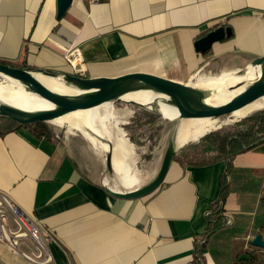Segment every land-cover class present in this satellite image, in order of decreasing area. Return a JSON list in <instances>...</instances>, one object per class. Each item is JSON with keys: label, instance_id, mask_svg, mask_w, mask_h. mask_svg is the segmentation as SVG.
Returning a JSON list of instances; mask_svg holds the SVG:
<instances>
[{"label": "crops", "instance_id": "1", "mask_svg": "<svg viewBox=\"0 0 264 264\" xmlns=\"http://www.w3.org/2000/svg\"><path fill=\"white\" fill-rule=\"evenodd\" d=\"M221 25L231 36L196 50L195 41ZM261 55L264 0H73L61 18L57 0H0V60L17 66L86 77L160 70L190 82L237 72ZM131 114L100 115L104 136L117 138ZM75 130L54 138L25 126L0 133V190L52 234L51 264H188L228 159L173 162L155 191L121 198L106 188L139 187L118 186L133 171H108L104 147ZM230 162L223 208L232 221L208 239L205 264H264V247L251 244L264 237V141L238 143ZM249 251L256 262L239 263ZM0 264L37 263L0 239Z\"/></svg>", "mask_w": 264, "mask_h": 264}, {"label": "water", "instance_id": "2", "mask_svg": "<svg viewBox=\"0 0 264 264\" xmlns=\"http://www.w3.org/2000/svg\"><path fill=\"white\" fill-rule=\"evenodd\" d=\"M72 2L73 0H57L58 18L65 14ZM230 36L231 33L226 26H218L195 41L196 50L205 52L212 47L214 42ZM250 67L260 71L259 75L246 83L233 99L217 104L207 99L209 95L200 92L189 81L179 80L172 74L160 70H135L116 76L86 77L69 71H54L45 68L30 69L0 62V78L16 79L26 86L27 91L48 100L52 104L49 108L34 110L18 107L0 99V116L12 118L22 124L40 121L53 123L70 112L118 101L134 103L164 115L153 105L157 103V100L149 106L134 100L124 99L125 95L139 90L154 91L161 94L159 99L174 105L178 110V117L176 120H170L171 122H179L180 124L184 118L232 116L237 110L264 97V55L254 57L246 67L237 72L244 73ZM38 73L61 77L66 86L75 90L72 92L56 91L44 83L37 76ZM246 116L248 115L239 118L242 119ZM179 124L171 129L160 170L152 180L126 192L115 191L107 187L108 192L117 197L133 199L148 195L161 186L174 161L177 150L185 145H179L177 142ZM101 139L105 138L101 137ZM107 140L105 142L108 143L109 148L106 149V166L108 171H113V147L115 144L110 139ZM251 244L264 247L263 235L261 233L254 235Z\"/></svg>", "mask_w": 264, "mask_h": 264}, {"label": "bare ground", "instance_id": "3", "mask_svg": "<svg viewBox=\"0 0 264 264\" xmlns=\"http://www.w3.org/2000/svg\"><path fill=\"white\" fill-rule=\"evenodd\" d=\"M259 72L260 71L250 67L244 73L235 71L221 74L219 78L214 81L218 82L223 80V82L217 86L210 84L213 82L206 84H204L203 82H198L194 85L199 89L200 92L209 95L207 99H209L212 103L219 104L233 99L235 95L243 89L246 83L250 82L252 79L259 75ZM37 76L49 87L56 91L72 92L75 90L72 87L66 86L65 83L61 80V77H52L43 75L41 73H38ZM4 79L9 81L12 85L7 84L8 86H3L0 83L1 100L18 107L34 110L46 109L52 106V104L48 100L27 91L26 86L20 81L8 77ZM56 80L60 81L62 85H57L55 82ZM16 83L24 85V88L17 86ZM190 83L193 82L190 81ZM160 95L161 94H157L156 92L150 90H139L125 95L124 99L134 100L143 104H147L149 106H151L157 100V103L153 104L154 107L156 106L157 109L162 111L165 117H167L169 120H176L178 117L177 108L174 105L162 99H159V97H161ZM113 105L112 103H107L98 107L76 110L58 118L53 122V124L58 125L57 127L65 125L70 128L79 130L93 144L104 147L103 149L105 151L109 148V145L107 142L103 141L101 137L114 141L115 145L113 147V167L115 168L116 173H119V176L130 175L132 171L130 163L132 155L134 153V146L129 141L130 139L127 138L125 131L123 129H118L119 134L117 135V138H115L116 136L114 138L105 137L103 134L104 132L98 124L102 108L110 107V110L112 109L111 117L113 116L117 118L114 112L115 107ZM262 108H264V97L237 110L231 117L239 118L245 115H249ZM127 112L131 114L133 111L131 112L130 110H128ZM219 126L220 125L218 118H184L181 120L178 127L177 142L178 144L184 145L189 141L199 139L212 130L218 129Z\"/></svg>", "mask_w": 264, "mask_h": 264}, {"label": "trees", "instance_id": "4", "mask_svg": "<svg viewBox=\"0 0 264 264\" xmlns=\"http://www.w3.org/2000/svg\"><path fill=\"white\" fill-rule=\"evenodd\" d=\"M0 62L10 64L9 62L2 60H0ZM11 65L17 66L15 64ZM18 67L32 69V67L29 66ZM158 119L170 121L162 114L156 113L148 108L137 106L134 109L133 118L123 125V128L129 133L130 140L137 146L141 153L143 152L147 157V161H149L154 155L156 147L161 144V131L163 130L164 125H156ZM21 126L30 127L37 136H46L48 138H54L57 136L58 134L55 135V131L52 129H59L60 127L46 121L22 124L12 118L0 116L1 134L5 131L16 129ZM61 129H63V127ZM171 129L172 128L167 131L166 141L169 138ZM200 138L201 139L198 143L183 146L178 149L173 162L186 165L206 164L225 158L228 159V165L227 171L222 179V187L219 197L213 202L211 209L207 212V227L205 233L197 239L193 258L188 264H205L203 252L208 239L213 233L228 224V216L225 214L223 202L225 195L228 193V174L234 147L238 143L250 147L258 142L264 141V109L255 111L237 122L212 130ZM145 145H147V150L145 149ZM136 165L138 167L137 163ZM262 229L264 230V226ZM249 254L250 255L247 259H241L239 260V263L256 262L259 257L258 254L255 253V251H249Z\"/></svg>", "mask_w": 264, "mask_h": 264}, {"label": "built area", "instance_id": "5", "mask_svg": "<svg viewBox=\"0 0 264 264\" xmlns=\"http://www.w3.org/2000/svg\"><path fill=\"white\" fill-rule=\"evenodd\" d=\"M98 4L100 0H83ZM76 60V57H73ZM72 61V60H71ZM76 66V62L72 61ZM231 219L227 222L231 223ZM0 239L27 261L51 264L52 254L48 248L52 234L20 207L8 193L0 190Z\"/></svg>", "mask_w": 264, "mask_h": 264}, {"label": "rangeland", "instance_id": "6", "mask_svg": "<svg viewBox=\"0 0 264 264\" xmlns=\"http://www.w3.org/2000/svg\"><path fill=\"white\" fill-rule=\"evenodd\" d=\"M201 77L202 78L199 81L197 79H196V81L193 79L191 81V82H193L192 84H197L198 82H203V83L214 82V81L217 80V78H219V75H216V76H205V77L201 76ZM55 82L59 86L62 85V83L60 81H58V80H56ZM0 83L3 86L12 85L9 81L5 80L4 78H0ZM16 85L21 87V88H24V85H22V84H17L16 83ZM112 105H113V102H112ZM113 106L116 108V110H118V112H117L118 115H117L116 119H120V117L121 118L123 117V119H125L124 118V117H126L125 114L129 113L127 111L130 110V109H132L134 111V109L137 107V105L134 104V103H129L128 104L127 102H124V101L114 102ZM109 110H110V107L101 109L100 113H101V115L102 114L104 115L103 119H105L104 118L105 114H106L107 117H108V115L109 116L112 115L111 114L112 109L110 111ZM123 113H125V114H123ZM133 116H134V114H133ZM230 117L231 116H222V117L218 118L219 119V125L224 126V125H227V124H230V123H234V122H237V121L240 120V118H234V117L230 118ZM113 119H114V117H112V120ZM98 123H99V121H98ZM157 124L164 125L163 130L161 131V136H162L161 144L158 147H156V149L154 150V155L150 158L149 161H147V157L143 154V152L141 153L138 150L137 146L131 140H129L132 143V145L134 146L133 147L134 148V153L132 155L131 163H130L132 168H133V170H132L133 172H132V174L129 177L124 178V180L121 179V178L118 180V186L119 187H126L127 188V187L137 186V185L140 186V184L142 186V185L148 183L150 180H152L157 175V173L159 172L160 167H161V163H162V159H163V153L165 151V147H166V143H167V141H166L167 131L170 128H174L175 126H177L179 124V122H171V121H168V120L165 121L164 119H161V120L158 119L157 122H156V125ZM64 126H60L59 129H57V128H55V129L51 128V129L53 131H55V135L58 134L60 136L68 128L67 126H65V127ZM118 126L123 128V125H118ZM62 127H63V129H61ZM123 130L125 131L127 138L130 139L129 138V133L126 131V129L123 128ZM76 132L78 134H81V132H78V131H76ZM106 136L108 137L109 135L107 134ZM200 139L201 138H199L197 140L189 141L184 146H187V145H190V144H196V143H198L200 141ZM103 140L104 141H108L107 139H103ZM113 144H115L114 141H113ZM179 145H181V144H179ZM145 149L147 150V145H145ZM104 157H105V155H104ZM136 163L138 164V167H137Z\"/></svg>", "mask_w": 264, "mask_h": 264}]
</instances>
